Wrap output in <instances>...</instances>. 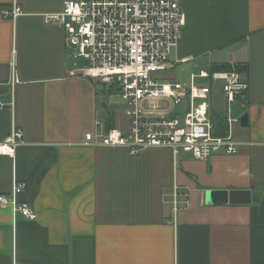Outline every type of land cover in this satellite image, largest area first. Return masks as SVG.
<instances>
[{"label": "crops", "instance_id": "crops-1", "mask_svg": "<svg viewBox=\"0 0 264 264\" xmlns=\"http://www.w3.org/2000/svg\"><path fill=\"white\" fill-rule=\"evenodd\" d=\"M65 1L0 0V142L24 135L0 155V194L16 178L37 213L0 205V264H264V0H181L175 62L248 68L238 153L206 161L83 145L97 121L127 130L129 119L108 99L116 87L83 75L64 29L45 22ZM14 3L23 14L5 18ZM211 190H250L252 203L210 205Z\"/></svg>", "mask_w": 264, "mask_h": 264}, {"label": "built area", "instance_id": "built-area-1", "mask_svg": "<svg viewBox=\"0 0 264 264\" xmlns=\"http://www.w3.org/2000/svg\"><path fill=\"white\" fill-rule=\"evenodd\" d=\"M22 14L17 3L2 11L9 19ZM44 19L64 29L68 46L84 62L78 70L117 85L126 103L128 129L102 130L103 123L97 121L96 130L86 134L84 146L123 148L132 156L168 148L174 155L191 153L203 161L220 152L238 153L231 127L239 118L231 116V107L248 96L244 76L236 68L212 74L201 71L191 75L189 87L165 78L186 23L181 0H70L60 12L46 14ZM197 79L211 80V84L199 86ZM216 91L225 94L227 101L229 131L225 136L214 134L210 97ZM0 107L5 105L0 102ZM23 139L22 130L14 128L0 142V155L14 157ZM24 190V183L15 178L11 192L0 194V205L11 207L14 215L35 220L37 213L30 203L20 199ZM177 196L175 187V205Z\"/></svg>", "mask_w": 264, "mask_h": 264}, {"label": "rangeland", "instance_id": "rangeland-1", "mask_svg": "<svg viewBox=\"0 0 264 264\" xmlns=\"http://www.w3.org/2000/svg\"><path fill=\"white\" fill-rule=\"evenodd\" d=\"M170 62H172L175 65V67L165 72L167 76L169 75L172 78V79H168L167 81L179 82L185 85L186 87L190 86V78L193 73L200 74L201 70H206L210 74L214 72V70L210 66L206 65V63L203 62H190L185 64L175 62L174 52L171 55ZM210 84H211V80L197 79V85L199 86H210ZM110 86L112 85L108 84L107 87ZM99 87L101 88V91L104 90L103 85H100ZM100 98L103 102L107 101V97L105 96L104 92H100ZM108 99L110 100L111 103L117 105V107L121 111L125 107V101L122 99L119 91L109 96ZM210 102L212 105L211 117H212L213 125L215 126L214 134L215 132L221 131V129L226 130L228 128L229 131V124L227 121V101L225 98V94L218 91L212 93L210 97ZM242 130H244V128L241 126L240 122L232 124L231 132L235 139L239 137L238 131H242Z\"/></svg>", "mask_w": 264, "mask_h": 264}, {"label": "water", "instance_id": "water-1", "mask_svg": "<svg viewBox=\"0 0 264 264\" xmlns=\"http://www.w3.org/2000/svg\"><path fill=\"white\" fill-rule=\"evenodd\" d=\"M231 116L239 118L243 128L249 125V116L246 107L241 102L232 104ZM207 204L210 205H249L252 203V193L250 190H211L206 194Z\"/></svg>", "mask_w": 264, "mask_h": 264}, {"label": "trees", "instance_id": "trees-1", "mask_svg": "<svg viewBox=\"0 0 264 264\" xmlns=\"http://www.w3.org/2000/svg\"><path fill=\"white\" fill-rule=\"evenodd\" d=\"M234 68H236V70L238 72H240L242 75H244V74L246 75V73L248 72V68L247 67H244L242 65H237V67H236V66H230L228 64L221 65V66H216V67H214L213 70H214V72H228V71H232ZM111 87L112 88H115L116 87V90L117 91L119 90V88H118L117 85H112ZM219 89L220 88L218 87V90ZM113 91H114V89H111L110 92H113ZM238 101L241 102V103H243V104L245 103V100L238 99ZM109 120L111 121V118ZM112 128H114V127H110L109 129H112ZM227 134H228V128L226 130H222L221 129V131L215 132V135L216 136H225Z\"/></svg>", "mask_w": 264, "mask_h": 264}]
</instances>
